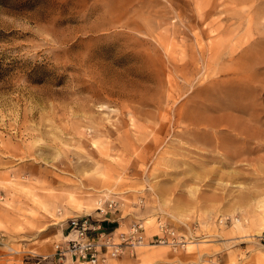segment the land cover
<instances>
[{
	"label": "rangeland",
	"instance_id": "obj_1",
	"mask_svg": "<svg viewBox=\"0 0 264 264\" xmlns=\"http://www.w3.org/2000/svg\"><path fill=\"white\" fill-rule=\"evenodd\" d=\"M77 216L264 264V0H0V264Z\"/></svg>",
	"mask_w": 264,
	"mask_h": 264
},
{
	"label": "built area",
	"instance_id": "obj_2",
	"mask_svg": "<svg viewBox=\"0 0 264 264\" xmlns=\"http://www.w3.org/2000/svg\"><path fill=\"white\" fill-rule=\"evenodd\" d=\"M115 202L110 201L111 210ZM101 214L104 210L100 209ZM104 221L89 216H77L66 220L62 242L54 245V257L57 264H100L118 258L124 254L135 256L139 246L146 242L151 245H167L173 248L183 246L182 239L173 229L160 223L159 234L152 240H146L141 223H133L127 234L108 230ZM180 244V245H179ZM46 259V258H45Z\"/></svg>",
	"mask_w": 264,
	"mask_h": 264
},
{
	"label": "crops",
	"instance_id": "obj_3",
	"mask_svg": "<svg viewBox=\"0 0 264 264\" xmlns=\"http://www.w3.org/2000/svg\"><path fill=\"white\" fill-rule=\"evenodd\" d=\"M50 231V230H49ZM48 231V232H49ZM45 232H42L41 234H43ZM40 234V238L37 239L35 242H40V245H36L34 247V249L37 251V256L43 259H39L40 262H38L37 264H57L55 261H42V260H46L45 258L47 256H52L53 254V242L51 237L53 238L54 236L56 237V233L50 234V233H45V235L41 236ZM50 234V235H49ZM55 234V235H54ZM114 234H116V232L114 231ZM136 254V253H135ZM134 256L128 255V254H124L118 258L115 259H111L108 260L104 263H100V264H111L112 261L115 262V264H133L135 261H137L136 258H133Z\"/></svg>",
	"mask_w": 264,
	"mask_h": 264
},
{
	"label": "bare ground",
	"instance_id": "obj_4",
	"mask_svg": "<svg viewBox=\"0 0 264 264\" xmlns=\"http://www.w3.org/2000/svg\"><path fill=\"white\" fill-rule=\"evenodd\" d=\"M159 228H160V224L158 225V234H159ZM143 244H144V242L139 246V247H141V246H143ZM180 245V244H179ZM167 246V245H166ZM179 247V246H178Z\"/></svg>",
	"mask_w": 264,
	"mask_h": 264
}]
</instances>
